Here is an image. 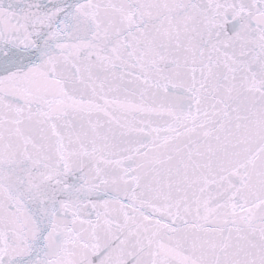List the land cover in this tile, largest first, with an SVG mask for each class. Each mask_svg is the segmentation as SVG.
<instances>
[{
    "label": "snow or ice",
    "instance_id": "1",
    "mask_svg": "<svg viewBox=\"0 0 264 264\" xmlns=\"http://www.w3.org/2000/svg\"><path fill=\"white\" fill-rule=\"evenodd\" d=\"M0 264H264V0H0Z\"/></svg>",
    "mask_w": 264,
    "mask_h": 264
}]
</instances>
